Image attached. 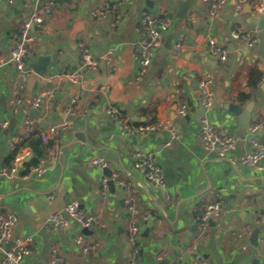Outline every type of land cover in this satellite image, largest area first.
<instances>
[{"label":"crops","instance_id":"0c3cea01","mask_svg":"<svg viewBox=\"0 0 264 264\" xmlns=\"http://www.w3.org/2000/svg\"><path fill=\"white\" fill-rule=\"evenodd\" d=\"M47 1L0 0V58H8L23 21ZM51 1L52 13L29 57L28 75L20 76L13 63L0 68V117L8 122L0 134V210L17 216L15 236L34 239L33 252L25 263L190 264L187 245L203 235L200 251L209 264H264V159L261 169L240 161L244 153L254 149L253 138L264 144V129L253 136L249 132L250 124L264 118V29L251 22L256 17L253 7L237 9L234 0H227L211 17L209 5L194 0L188 16L181 18L176 0H129L107 17L96 18L91 11L104 0ZM145 9L170 17L171 27L156 48L151 65L139 75L136 25ZM116 13L121 14L120 21L111 26ZM78 22L83 23V30L73 39ZM236 31L240 37L233 36ZM179 32L185 33V43L176 53L174 38L169 48L167 37ZM245 33L256 37L253 46L248 45ZM211 38L225 47L224 62L210 52ZM80 42L100 60L113 49L112 72L108 74L107 66L101 63L96 73L85 74L80 83L56 79L58 73L78 69ZM42 55L50 59L46 71L38 74L33 65ZM204 72L214 79L213 104L206 111L199 87ZM50 89L55 90L51 108L45 103L39 109L30 108L35 95ZM15 93L23 100L18 112L11 104ZM73 96L78 101L70 111ZM184 103L189 113L182 116L176 110ZM248 104H252L251 122L245 127L233 110ZM111 107L134 125L153 119L174 124L179 137L171 139L167 125L146 135L126 134L109 111ZM203 114L224 132L238 137L235 149L226 156L204 148L199 121ZM27 118L34 120L41 133L50 124L56 125L58 131L52 136L56 150L42 140L40 164L47 168L43 176H4L2 168L9 167L6 157L20 141ZM136 149L155 156L165 188L154 187L135 167L132 152ZM21 153L27 154L25 160L33 156L30 147ZM95 157L109 161L113 171L133 188L138 208L152 213V218L140 225L138 255L130 240L124 194L117 185L113 190L108 185L104 191L103 170L90 163ZM211 201L221 202L223 211L202 233L199 218ZM72 202L97 219L87 233L83 231L86 242L100 244L93 251L86 253L76 245V222L71 220L68 228L61 229L50 220L53 213ZM245 226L250 234L244 241L238 234ZM161 253L164 259L158 261Z\"/></svg>","mask_w":264,"mask_h":264},{"label":"built area","instance_id":"2783aa9c","mask_svg":"<svg viewBox=\"0 0 264 264\" xmlns=\"http://www.w3.org/2000/svg\"><path fill=\"white\" fill-rule=\"evenodd\" d=\"M209 5V15L211 17L216 16L220 9L227 3V0H202ZM129 0H104L102 4L92 9L91 14L96 18H105L108 14L118 7H122L127 4ZM237 9H242L245 5H251L253 7L254 15L262 16L264 14V0H234ZM53 1H47L41 6L36 7L30 16L25 19L21 25L20 32L17 36V41L14 47L11 49L8 58H0V68L13 63L16 71L20 76L28 75L29 73V57L36 49L37 40L45 27V21L47 16L52 13ZM120 13H116L113 20L110 22L111 26H115L120 21ZM171 27L170 17H159L152 13L150 10H143L138 24L136 25V31L140 35V40L136 42V63L139 75L144 74L151 65L156 48L161 45L166 35L169 33ZM249 38L248 45L253 46L257 39L251 33H245ZM234 37H240L238 31L233 33ZM185 43V33L179 32L176 34L173 40L172 48L174 52H179L183 48ZM81 59L79 67L73 71H66L64 73H58L55 78L58 80H68L72 84L80 83L83 76L87 73H96L104 63L107 66V73L110 74L113 68V58L115 51L110 49L103 55L102 59L94 58L88 46L80 42L78 45ZM209 50L217 56L220 62H224L227 59V51L225 47L216 41L214 38L209 39ZM214 79L208 73L204 72L201 75L199 81V87L202 95V106L206 110L210 109L213 104L214 91H213ZM55 98V90L50 89L38 93L35 95L30 104V108L39 109L45 103L46 106L51 108L53 106ZM78 97L73 96L68 109L73 110V106L77 103ZM23 100L16 93L11 100L12 109L15 112L19 111ZM109 111L116 115L118 122L124 133L129 135H146L151 132H155L165 125L169 131L171 139H177L179 132L176 125L169 122L155 121L153 123L134 125L129 122L115 107H111ZM179 115L185 116L189 113V107L186 103L180 105L177 108ZM200 139L204 148L207 151L216 153L219 157H224L228 152L235 149L237 145L238 137L234 134L224 132L216 125L210 122L208 116L203 114L200 118ZM8 126V122L0 117V134ZM34 120L27 118L24 122L22 134L20 140L27 138L31 135L35 129ZM264 129V118L259 119L249 125L250 135H254L256 132ZM56 125L50 124L46 130L42 133V140L48 143L52 136L57 133ZM254 149L250 152L244 153L240 157V161L250 167L261 169L262 160L264 159V144L255 138L252 139ZM57 143H53L51 150L55 151ZM27 154L21 153L17 155L14 162L9 167H3L1 174L8 177H13L22 170V161L25 160ZM133 162L136 168L141 169L149 182L157 188H165L166 184L162 175V170L157 162L155 156L143 151L142 149H136L132 152ZM93 165H97L100 168L111 167V163L102 157H95L90 162ZM47 171L44 165H37L30 169L26 176H43ZM115 185H117L124 194L125 204L128 209L130 225V240L134 243L135 254L140 252V246L137 244V239L140 235V225L143 221L150 220L152 213L142 212L134 197V191L131 185L120 178L117 172L113 171L111 176ZM108 178L102 180V186L104 191H107ZM223 207L219 201L209 202L203 214L199 218V228L202 233H205L208 229L210 221H217L221 218ZM50 220L55 222L61 229H66L70 225V221H74L79 225V232L75 234L74 240L78 247L83 249L84 252H90L98 248L99 243L86 242L83 229H88L94 224L97 219L94 216L86 215L81 209L78 202H72L65 206L64 210L55 212L51 215ZM18 223V218L14 213L0 210V264H26L25 261L31 256L33 249L32 245L34 239L32 236H15L14 229ZM250 234L248 227H242L238 236L242 240H246ZM204 236L201 235L194 241L187 245V251L192 255L190 264H209L203 253L200 251V243ZM246 245H244L245 247ZM165 254L161 253L157 256V260L164 259ZM56 261V260H55ZM27 264H37L29 262ZM135 264H142L141 261H135ZM180 264V263H171Z\"/></svg>","mask_w":264,"mask_h":264},{"label":"water","instance_id":"95a60500","mask_svg":"<svg viewBox=\"0 0 264 264\" xmlns=\"http://www.w3.org/2000/svg\"><path fill=\"white\" fill-rule=\"evenodd\" d=\"M193 3H194V0H176V4L178 5V8H179L177 16L181 18H186L189 14V9ZM251 22L257 24L259 29L261 30L264 29V14L259 17L257 16L253 17L251 19ZM82 30H83V23L82 22L76 23L73 29L72 38L74 39L77 36V34L80 33ZM174 36H175V33L170 34L167 37V46L169 48H170V44ZM49 59H50L49 57L42 55L39 62L33 65L35 72H37L38 74H43L46 71V67H47V63ZM251 109H252V104H248L246 106L238 105L233 110L234 114L237 115L238 118L240 119V124L245 127H247L251 122V117H250ZM102 170H103L104 176L108 178L107 183L110 189L113 190L115 188V183L111 178L113 174V169L111 167H105V168H102ZM195 227H197V225H194L193 228L195 229ZM83 231L87 233L88 229H83ZM166 261L167 259H165L163 262L166 263Z\"/></svg>","mask_w":264,"mask_h":264},{"label":"trees","instance_id":"16d2710c","mask_svg":"<svg viewBox=\"0 0 264 264\" xmlns=\"http://www.w3.org/2000/svg\"><path fill=\"white\" fill-rule=\"evenodd\" d=\"M245 98H249V95H246ZM156 119L146 121L143 123L139 124H147V123H153L155 122ZM137 124V125H139ZM42 133L40 130L34 129L31 135L27 138H24L20 141H17L13 144L12 150L9 152V154L6 157L5 164L6 166H10L12 162L15 160L17 155L22 151L24 147H30L33 156L28 159V160H23L21 165H22V170L19 171L20 174L22 175H27L30 171V169L34 166H37L40 164V158L43 156L42 149ZM48 148H51L53 145V139H51L48 143Z\"/></svg>","mask_w":264,"mask_h":264}]
</instances>
